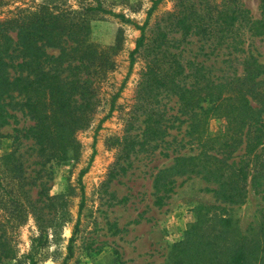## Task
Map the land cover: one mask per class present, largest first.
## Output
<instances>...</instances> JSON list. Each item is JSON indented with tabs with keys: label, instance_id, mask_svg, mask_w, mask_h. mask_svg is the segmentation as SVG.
Instances as JSON below:
<instances>
[{
	"label": "rangeland",
	"instance_id": "rangeland-1",
	"mask_svg": "<svg viewBox=\"0 0 264 264\" xmlns=\"http://www.w3.org/2000/svg\"><path fill=\"white\" fill-rule=\"evenodd\" d=\"M82 1L93 0H0V19L16 17L45 2L77 9ZM102 1L105 7L125 14L139 25L146 20L153 3ZM207 1L204 0L205 4ZM176 2L162 0L157 4L149 17L146 34L150 39L160 30L166 32L165 48L185 66L187 84L204 86L211 81L241 78L249 56L264 63V35H252L244 24L237 23L225 39L183 35L169 17ZM239 2L250 17H261L260 0ZM139 35L134 23L123 22L111 14L91 19L87 38L100 49L108 50L113 66L103 70L102 78L96 80L98 105L89 127L75 135V156L65 160L42 156L33 140L24 135L32 121L22 105V96L12 92L4 98L0 154L15 153L13 159L21 166L24 187L29 188L32 203L21 224L10 228L3 223L10 231L15 255L5 256L4 247L0 246V264H59L68 254L72 235L73 255L67 264H163L170 246L182 238L187 225L194 220V206L219 203L209 190L216 183L204 178L202 172L173 175L155 186L160 169L170 167L177 155L197 153L198 146L187 134L190 118L183 113L176 94L166 88L155 89L147 106L142 103L140 82L149 59L148 49L135 54L130 68V52ZM47 51L50 55L59 53L53 47ZM123 82L114 110L97 129ZM252 104L257 106L258 102L252 100ZM146 108L161 116L165 129L161 139L144 142ZM261 117L264 119V112ZM223 126L222 119L211 118L208 122L212 134L220 132ZM241 153L243 146L234 152V159L238 160ZM86 167L80 183V171ZM81 185L85 198L79 213ZM16 192L22 199V191ZM226 206L241 228L258 223L264 214V178L256 185L248 184L243 203ZM34 212L41 215L48 233L44 245L36 240L39 231Z\"/></svg>",
	"mask_w": 264,
	"mask_h": 264
},
{
	"label": "trees",
	"instance_id": "trees-1",
	"mask_svg": "<svg viewBox=\"0 0 264 264\" xmlns=\"http://www.w3.org/2000/svg\"><path fill=\"white\" fill-rule=\"evenodd\" d=\"M161 1L153 0L142 25L105 7L102 0L79 2L77 9H63L59 4L45 2L16 17L0 19V117L4 98L16 92L22 96V105L32 121L24 135L33 140L41 155L56 160L77 155L75 135L89 127L98 105L96 80L102 78L103 70L113 66L108 50L100 49L87 38L91 19L111 14L123 22L134 23L140 35L130 52V68L137 52L143 48L149 51L140 82L142 103L146 102L147 106L155 89L166 88L176 94L183 113L190 118L187 134L198 146L197 153L177 155L170 167L160 169L155 186L173 175L202 172L204 178L216 183L209 190L219 201L216 205L194 206V220L187 225L182 238L170 246L163 264H264V214L258 223L243 229L226 209V204L243 203L248 184L256 185L264 178V119L261 117L264 63L249 56L241 78L211 81L204 86L187 84L185 66L165 48L166 32L160 30L150 39L146 34L149 17ZM260 2L262 15L256 19L248 15L239 0H208L206 4L204 0H177L169 17L183 35L225 39L240 23L252 35L261 36L264 35V0ZM48 47L59 49V53L50 55ZM124 84L113 95L109 111L97 129L114 110ZM252 100L258 105H253ZM211 118L222 119L224 123L216 134L208 130ZM143 121L144 142L165 135L161 116L154 109H147ZM242 146L243 153L235 160L233 154ZM14 154H0V246L4 247L7 257L15 254L10 231L3 223L10 228L21 224L32 203ZM86 171L87 167L80 171V183ZM80 189L79 213L85 198L82 185ZM17 190L22 191V199ZM34 214L39 231L36 240L44 245L48 233L41 223V215ZM78 224L79 219L75 229ZM73 240L74 235L69 239L67 256L59 264H67L73 255Z\"/></svg>",
	"mask_w": 264,
	"mask_h": 264
}]
</instances>
